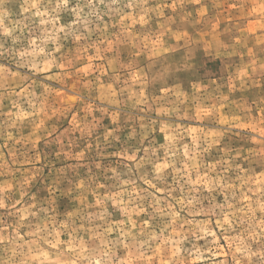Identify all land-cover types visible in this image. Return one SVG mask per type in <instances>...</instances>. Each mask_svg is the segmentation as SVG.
<instances>
[{
    "label": "rangeland",
    "instance_id": "rangeland-1",
    "mask_svg": "<svg viewBox=\"0 0 264 264\" xmlns=\"http://www.w3.org/2000/svg\"><path fill=\"white\" fill-rule=\"evenodd\" d=\"M0 264H264V0H0Z\"/></svg>",
    "mask_w": 264,
    "mask_h": 264
}]
</instances>
